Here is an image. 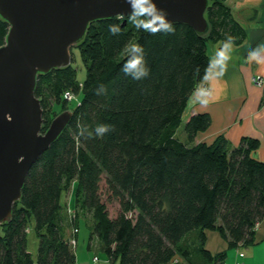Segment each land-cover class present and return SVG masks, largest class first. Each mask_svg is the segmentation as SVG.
Instances as JSON below:
<instances>
[{"label": "trees", "instance_id": "16d2710c", "mask_svg": "<svg viewBox=\"0 0 264 264\" xmlns=\"http://www.w3.org/2000/svg\"><path fill=\"white\" fill-rule=\"evenodd\" d=\"M205 16L202 35L179 23L153 35L137 29L130 16L93 21L76 47L84 81L73 64L38 75L42 132L76 96L80 100L29 171L11 220L0 224V264H77L82 219L89 249L99 240L108 261L117 264H226V251L206 248L208 231L229 248L255 243L264 218L260 139L244 135L233 144L219 134L197 141L212 124L207 112L191 114L184 137L179 134L192 93L211 72L208 44L239 45L247 35L227 0H208ZM110 25L119 31L113 34ZM9 28L0 16V47ZM131 45L142 47L149 70L139 80L122 71ZM97 125L110 130L97 136ZM82 128L92 137L81 135ZM113 201L116 216L108 207ZM31 226L35 255L28 249Z\"/></svg>", "mask_w": 264, "mask_h": 264}, {"label": "water", "instance_id": "95a60500", "mask_svg": "<svg viewBox=\"0 0 264 264\" xmlns=\"http://www.w3.org/2000/svg\"><path fill=\"white\" fill-rule=\"evenodd\" d=\"M170 24L208 31V0H152ZM128 0H0L10 28L0 47V224L8 223L27 175L68 125L71 110L42 132L43 109L34 91L39 74L71 65L93 21L132 12Z\"/></svg>", "mask_w": 264, "mask_h": 264}, {"label": "crops", "instance_id": "0c3cea01", "mask_svg": "<svg viewBox=\"0 0 264 264\" xmlns=\"http://www.w3.org/2000/svg\"><path fill=\"white\" fill-rule=\"evenodd\" d=\"M227 3L235 18L245 27L246 39L239 45L226 44L227 47L221 43L208 44L211 72L206 82L192 93L184 116L188 118L196 112H207L211 116L210 128L199 133L197 141H211L219 134H224L233 144H237L244 135L259 138L261 147L257 151V157L264 159V102L261 103L264 88L253 82V77L256 76H261L264 81V52L260 53L259 63L248 60L250 51L264 46V0H227ZM221 52L222 56L218 55ZM261 229L258 225L257 233ZM206 235L211 252L226 247L218 233L208 232ZM78 245L77 239V250ZM84 255L86 257L83 256V260L78 255L77 264L97 262L96 255L93 256L94 259H91V254ZM237 258L235 264H245ZM241 258H244V253ZM178 264L185 263L180 261Z\"/></svg>", "mask_w": 264, "mask_h": 264}, {"label": "rangeland", "instance_id": "374dc122", "mask_svg": "<svg viewBox=\"0 0 264 264\" xmlns=\"http://www.w3.org/2000/svg\"><path fill=\"white\" fill-rule=\"evenodd\" d=\"M73 53V54H72ZM71 54H72V62L71 64H73L76 67V71H77V79L79 82L84 81L85 76H86V68L84 66V64L81 61L80 58V54H79V50L76 47H73L71 49ZM253 82L255 85L257 86H263L264 88V81L263 78H261V76H256L253 77ZM80 100V96H76V98L71 101L69 103V109L73 110L79 103ZM70 101V100H68ZM261 103H263V100L261 101ZM184 123L183 125L180 127L179 129V134L180 136L184 137L185 131H184V124L186 122V115L184 116ZM180 137V138H182ZM186 138V135H185ZM183 139V138H182ZM102 189L104 191L105 185L104 182L102 183ZM104 199L106 200V197L104 196ZM69 200L71 201L70 204H72V200L69 198V195H66V201L69 202ZM108 207H109V211L110 214L112 216H116L119 210V205L117 202L113 201V202H108ZM86 219H82L80 222V227H79V231H78V241H79V250H77V248L75 249L76 251V256L78 259V255L80 256V260H83L81 258L86 257L84 255V253H87L88 255L91 254V259L93 258V256H97L98 260L95 263L94 261H92V264H117V263H110L107 259L106 254L104 253L103 249H102V244L99 240L94 239L91 249H89V228L86 224ZM264 221V218L261 222ZM259 224V227L261 229V231L258 233L256 232V239H255V243L246 247H241L240 251L244 253V258H241L243 256V253L241 254L240 251H238V248H229L226 241H224L226 247L224 249H216V251L212 252V253H217V252H221V251H226L227 253V257L226 260L228 262V264H235V259L237 258L240 262H243L245 264H264V234H262L263 231V226H264V222L262 223V225ZM211 232V231H208ZM206 232V234L208 233ZM260 234H262L260 236ZM207 236V235H206ZM209 242V241H208ZM212 244V243H211ZM206 248L208 250H210L209 246L207 245V241H206ZM28 249L32 252L33 255L36 254V250H37V237L36 234L31 226V228L28 231ZM84 252V253H83ZM240 256V257H239ZM94 259V258H93ZM172 264H177L176 260L173 261ZM240 264V263H237ZM242 264V263H241Z\"/></svg>", "mask_w": 264, "mask_h": 264}, {"label": "clouds", "instance_id": "9594fccd", "mask_svg": "<svg viewBox=\"0 0 264 264\" xmlns=\"http://www.w3.org/2000/svg\"><path fill=\"white\" fill-rule=\"evenodd\" d=\"M128 2L133 9L130 14V20L137 29L142 28L153 35L159 31H174L171 24L165 19V13L162 10H158L152 0H128ZM109 31L116 34L119 29L114 25H110ZM126 51L130 58L123 65L122 71L127 75H131L136 80L146 77L149 70L145 65L142 47L131 45L126 48ZM261 52H264V46L250 51L248 60L250 62L253 60H256L258 63L261 62ZM218 55L222 56V52L218 53ZM109 130L110 127L108 125H97L95 133L97 136L103 137ZM86 132L88 137H92V132L86 128H82L80 134L84 135Z\"/></svg>", "mask_w": 264, "mask_h": 264}, {"label": "built area", "instance_id": "2783aa9c", "mask_svg": "<svg viewBox=\"0 0 264 264\" xmlns=\"http://www.w3.org/2000/svg\"><path fill=\"white\" fill-rule=\"evenodd\" d=\"M65 99H67V100H71V99H73V95H72L71 93L67 92V93L65 94ZM95 260H97V259L95 258Z\"/></svg>", "mask_w": 264, "mask_h": 264}]
</instances>
